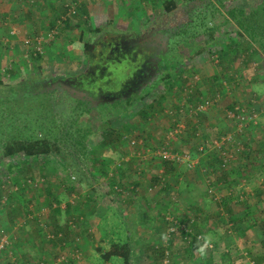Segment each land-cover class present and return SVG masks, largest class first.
I'll list each match as a JSON object with an SVG mask.
<instances>
[{"label": "rangeland", "instance_id": "obj_1", "mask_svg": "<svg viewBox=\"0 0 264 264\" xmlns=\"http://www.w3.org/2000/svg\"><path fill=\"white\" fill-rule=\"evenodd\" d=\"M174 1L178 3L177 13L165 14L161 4L155 5L153 7L154 10L148 9L145 13L139 15L141 7L130 9L135 0H107V12L101 13V18L98 15L99 24L101 25L103 34H108L107 36L109 37L111 35L116 37V35L119 36L121 33L130 35L133 33L131 30L134 27H138V33L140 36H144L151 33L152 29L158 26L164 30L161 31L165 35V37H161L163 42L161 46L162 50L165 49L162 51L163 54H161H167V60H174L171 49L174 51L175 47L173 45L176 43L178 50L174 54L181 55L178 56L180 61L186 59L183 62L185 68L183 75L187 77L190 85H195L197 97L199 101L203 102L205 113L207 115L211 114L213 116L212 119L215 121L220 120V123L223 119L226 120L225 124L219 126L218 129L214 126L207 128L210 131L208 138L213 137L217 131L227 133L221 140L216 142L213 140L210 149L214 151V155L218 153V150H224V146L227 147L230 141H235L236 144L231 148L229 158L235 155L238 157L236 161L229 162V164L233 167V171L236 170L235 172H237L238 170L237 174L239 176L234 177L232 173V178L227 179L225 183L223 182V186L220 183L221 180H219L221 172L211 173L208 170L209 173L207 172V175L205 173L201 174V172L199 175L196 174L199 181L202 180L206 183L207 190L204 192L207 194L205 193L204 197L198 198V193L185 192L187 189L193 191L195 187H188L184 190L183 197L185 198V204L194 203V206L189 204L193 207V210L189 211L192 218H190L191 221H187L186 218L182 219V223L185 225L183 229H185L184 232L186 233L177 229L169 245L167 232L172 227V223L168 219L175 218L174 220L177 219V223L178 219L181 216H187L188 212L182 211L183 207L177 208L176 206L177 200L181 198H178L175 195L176 192L171 190L173 184L171 182V175L163 177L161 174L155 173L160 166H163V163H161L162 160L160 158L152 156L158 153L157 150L153 151L151 148L153 146L159 148L158 150L160 151L165 148L164 150L168 153L176 154L175 152H171V141L173 140L171 136H168L171 125V93L160 102L154 111L145 110L147 116L145 118H140L138 114L139 111H143L140 109L141 103L139 102L134 103L130 107H126L122 103L116 107L111 105L112 99H114L111 96V98H103V102L96 101L85 105L81 102L82 99H78V95H72L69 91L58 86L52 90L53 92L49 97V106H45L43 110L40 109L41 112L39 113L36 112L35 103L31 102V100L30 104L27 100L24 102L22 100H15L10 95L11 88L17 92V95L23 93L24 97V92L28 93L27 90H29L25 83L29 84L30 82L39 81L36 86L37 88L42 82L50 79H67L77 76L86 67L82 42L79 38L81 36H78L79 33H73V30L72 32L62 33L60 28L55 25L50 28L49 22L52 19L49 18V15H46L47 20L44 25L47 26H41L34 33L25 34L23 43L15 42L14 49H10L11 55L15 59L8 60L5 58V61L0 64V75H4V77L0 76V84L4 83V85H0V239L3 240V247L0 249V264H20L22 262L23 264H70L71 261L67 257L72 258L75 264H79L83 259L82 253L86 251L83 263L98 264L95 260L97 258L95 252H93L94 256L92 259L87 255L90 250L89 246L94 248L97 241L96 244L98 243L101 248L106 250L109 248L110 241L117 239L124 240L125 238L130 241L133 247L131 257L133 264H147V260L144 259L141 250H148L149 247L166 250V256L169 255V257H166L168 260L163 261L161 264H230L231 262L232 264H248L251 261L249 255L254 258L257 255H264V236L260 232L261 229L257 227L260 224L259 221L264 219V165L262 164L261 156V149L264 145V96L261 95L262 93L256 94L253 91L258 90L260 92L264 90V86L263 88L262 86L260 87L263 82L262 80L253 84L248 79L251 76L253 77V64L256 61H260L262 55L255 56L252 53L255 49L248 48V52L239 53L240 55L235 57V60H233L234 57L232 55L228 54L227 57H224L220 61L219 54L216 53L223 49L226 50L227 55L229 51H227L226 44L231 39H240L236 25L231 20L228 21L227 11L233 8H241L244 10L245 15H248L251 10L257 11L258 16L255 20L259 24H263L264 20L259 7L261 0L200 1V3L208 7V11L214 7L212 12H207L208 14L213 13V15L209 16L206 14L204 20L202 17H198L199 20L197 19L196 23L201 22L202 26L198 27V32L193 36H190L188 28H182L183 23H185V21L182 22L183 16H185L184 10H187L190 6L187 4L189 3L188 0ZM68 2L70 0H65L64 3ZM117 11L119 14H116ZM134 11H138V15H134ZM92 21V28L98 25L96 17L92 16ZM162 23L163 25H161ZM164 26L168 29H164ZM211 27L215 30L213 34L216 40L209 48L213 51H207L204 48L207 42L206 37L208 36L205 32L206 29H211ZM51 30L54 33L57 31V35L51 41L44 43L43 41L46 40V35L44 34L51 32ZM177 33L181 34L182 38L175 36L171 41V36ZM20 34L22 35V32ZM90 35V33H85L82 39L85 40ZM36 39H39L42 44L38 45ZM96 40V36H94L91 42H95ZM37 47H40V51L36 49ZM197 48L202 49L201 51H204V53L197 56ZM214 50L217 51L214 52ZM35 51L40 53V59L37 62L31 59ZM249 58L250 60L247 61ZM188 59L195 62L193 69L191 64L187 62L190 61ZM7 70H11L9 75ZM191 70L194 74L192 77H188L187 74ZM14 71L15 76L13 77L12 73ZM237 71L243 80L239 82L236 92L230 91L232 89V86L230 87L231 83L226 81L220 89L214 90L212 93L209 92V89L205 88L206 84L204 80L208 79L206 76L210 77L213 74L219 79L225 75H231L233 76L232 79H235L237 77L233 75V72L238 73ZM257 71L259 73H256V75L263 76L264 69ZM152 77L154 78V76ZM259 78L261 77L259 76ZM216 87H219V85H216ZM158 88L160 91L163 90V88ZM156 90L154 91L156 92ZM231 92L233 97L239 99L237 102L242 104L241 107L235 110L237 114L233 118L226 116L232 110L223 105L224 98H227ZM149 100L144 99L143 105H148ZM41 103L44 104L43 102ZM194 110L196 108H193L188 113L193 115ZM38 114H41V116L39 117ZM184 116L183 114L179 115L180 120H183ZM35 118L41 119L48 126L52 121L54 122V124H51V127L54 126V135L52 137L56 138L60 153H52L46 162L44 160L23 158L21 155L11 159L3 157L1 145L5 133L11 130L15 131V129L20 130V133L23 134L19 136L24 138L29 133V130L25 129L26 125L29 126L30 122L34 121ZM249 125L250 127H258L257 131L253 127H251L252 129L249 128ZM4 127L5 131H3ZM109 127L118 132H122L123 128L126 127L129 131L125 133V136L131 141L137 134L141 135L143 140L147 139L145 137L149 135L150 138L152 137V143L148 148L136 146L137 143H135L129 150L122 144L109 145L107 140V133L110 131ZM243 127H245L244 130H242ZM67 133L71 135L67 136ZM235 134H239L238 139L232 138ZM70 139L72 140L69 141ZM75 140L81 142L82 146L76 145ZM157 141H160V144ZM241 144L244 148L246 146L249 148L246 156L239 152L242 148ZM124 148L127 151L126 154L123 152ZM137 155L143 156L138 160L135 158ZM146 158L148 159L146 160ZM186 160L183 163L178 162L177 164L173 162V164L183 169H186L189 165H191L190 167L195 166L194 160H192L193 164L190 162L189 157ZM62 162L68 165L71 172L73 164L79 170L77 174H72L75 180L71 184H67L63 180L64 174L59 170V164ZM126 162L135 168H132L131 170L133 171L130 170V174L124 178L121 176V171L117 169ZM43 163L44 166L42 165ZM148 164L149 166L152 165L153 169ZM102 166L108 167V173L113 177L111 184L106 183L107 179L105 177H97L95 175L97 171H100V167ZM138 166L144 169L149 167V170L148 172L137 174L136 167ZM9 167L12 168L13 172L15 169L20 168V175L18 177L20 180L17 184L12 181L9 175ZM41 167L42 169H40ZM10 172L12 173V171ZM45 174L48 175L47 181L50 189L57 194L56 199L61 204V208L66 203H70L72 207V215L69 217V221H72L75 225L74 234L77 239L74 240L73 238L75 237L69 236L71 240L73 239V242L71 241V249L67 250L68 254L62 252L61 247L55 241H50L52 238L46 236L47 234H45L44 229L42 231L39 228L42 227V222L50 219L48 211L50 205L45 206L48 201L46 196L27 187L30 185L29 180L31 175L32 180L36 183L42 181ZM158 176H160V181H156L157 184L153 188L151 187L153 190L152 192H148L150 195L143 197L144 201L142 204L144 205L141 204L142 206L135 207L136 202L140 203V200L133 196L127 197V194L122 195V189H126L127 187L122 188L118 185L120 181L123 185H132L135 182L147 185L151 183L150 180ZM77 180L79 181L78 184ZM208 180L211 181V185L208 183ZM218 183L224 188L229 189L228 193L232 192L242 199L250 200L249 206L241 205V202H239L233 208H229L240 219L241 223L237 224L238 230H234L233 227L228 225L225 226L227 230L223 227H220L219 230L214 228L220 226H215L214 224L216 217H218L216 212L218 200H215L220 195V193L216 192ZM165 184L167 187L162 193L159 189L160 187L165 188ZM41 185H46L44 178ZM72 187L75 191L69 193L68 188ZM33 196H36V198L31 201L30 199ZM250 196L252 197L249 198ZM19 201H22L25 207L21 210V217L12 223L11 215H6V212L12 208L15 209L14 202ZM195 202L201 206L204 204L206 206L198 208L195 206ZM206 211L212 213L213 217L212 219H208V221L205 217ZM141 215L144 216L142 221L145 222L140 221ZM34 217L37 221L41 220L40 226L37 222H34ZM151 218L154 220L151 221ZM254 219L259 222L256 226L251 225ZM206 225L212 228L208 232L213 238V246L205 258H201L196 253H193V256L184 244L185 239L188 238L185 234H190V230L191 233H196V231L201 227L204 228ZM188 227L190 228L189 231L187 230ZM162 234L166 236V239H161ZM99 235L105 236V238L103 237V240H101ZM34 238L39 241H33ZM90 238H92L91 242H89ZM81 241H88L90 245L84 242L86 245L82 246L84 243H81ZM239 252L245 256L246 260L240 257ZM110 264L119 263L116 260ZM249 264L252 263L249 262ZM259 264H264V261L259 262Z\"/></svg>", "mask_w": 264, "mask_h": 264}, {"label": "trees", "instance_id": "obj_2", "mask_svg": "<svg viewBox=\"0 0 264 264\" xmlns=\"http://www.w3.org/2000/svg\"><path fill=\"white\" fill-rule=\"evenodd\" d=\"M202 0H188L190 5L187 10H184L185 16H183V23L182 28H188L190 32V36L196 35L195 33L198 32L199 26H202L201 22L196 23V20L202 17L203 20L205 18V15L208 14L207 12H212L213 9H210L208 11V7L202 3ZM219 1V0H218ZM177 2L174 0H162V9L165 14L169 13H177ZM260 10L262 12V17L264 20V0H261V5L259 6ZM62 10L56 15L52 23L49 25V27H53L54 25L58 28H60V31L63 32H72V30L80 28L78 26H83L80 31H78V36L80 35V41L82 42V49H83V55L86 60V67L84 71H82L77 76L71 77V78H61V79H50L47 81L42 82L39 87L36 88L38 82H30L29 84H26V87L29 89L27 92H24L20 95H17V92L10 89V95L15 100L19 101H26L29 103L31 102L35 103L36 112H41L45 108V106H49V97L52 90L56 89L57 86L61 87L64 90L69 91L72 95H78V99H82V103L87 105V103L92 102H103V98H114L111 102V105L118 106L121 103L124 104L126 107L132 106L134 103L139 102L141 103L140 109L143 111H139L140 118H145L146 112L145 110H151L154 111L156 107L159 106L160 102H162L167 95L171 93V125L169 127V131L171 128L176 127L177 125H183V129L179 134H176V138L179 137L183 142H186V144L189 141H196L195 142V151L192 152V157L195 156L198 158L201 157L206 160V166H205V172L207 173L208 170L211 171V173L221 172L219 176V180H221V184L226 182L227 179L232 178V173L235 176H239L237 172L233 171V167H231V164L229 162L236 161L237 155L234 157L229 158L231 153V148L235 146V141H230V144H227V147L224 145V150L220 151L218 150V153L213 155V152H209L208 154H205V151L207 149H210L212 146V140L219 141L221 138L225 137L227 135L224 131H218L216 132L213 137H208V134L206 135L205 129L202 128V120L205 118V110L204 111H197L191 113H188L193 108H196L197 105L200 103L195 85H190L188 83L189 80H187V77L184 74L185 68L183 61L179 60L178 56L174 52L178 50V46L176 47V43L173 45L175 47L174 51L171 49V54L174 57V60H167V54L162 55V46L163 44L161 37H165L164 34L161 33V31H164L163 29L159 28L158 26L156 28H153L151 33H148L147 35L140 36L138 33V30H132V34L125 35L124 33H121L119 36L116 35L111 37L103 34V30L101 29V26H96L94 28H89V21L88 17H83L82 15H79L77 11L70 13L67 11L65 6H62ZM209 16L213 15L208 14ZM228 21H232L238 30V37L241 39L233 40L231 39L229 43L226 44V48H228L227 51H229L226 55V50H214L217 51L216 53L219 54L220 61L223 60L224 57H227L228 54L232 55L235 60V57H238L241 52H248L249 49H255L253 51V55H262V62L259 65L261 66V69H264V23L259 24L258 21L255 20V18L258 16L257 11L251 10L249 11L248 15L244 14V10L239 8H233L229 9L227 11ZM227 22V21H226ZM264 22V21H263ZM163 25V23L161 24ZM159 25V26H161ZM171 25V22H170ZM190 27V28H189ZM181 28V27H180ZM164 29H168L164 26ZM55 30V29H53ZM52 31V30H51ZM214 28L211 27L206 29L207 33V42L206 46L204 47L207 49V51H213L210 50V45L214 43L216 38H214ZM85 33H90L91 39L96 36V41L91 42L90 36L83 40V36ZM178 34V35H177ZM171 36V41L174 39L175 36H180L182 38V35L177 33ZM105 36V37H104ZM57 37V36H56ZM182 40V39H181ZM187 40V38H186ZM245 43H244V42ZM243 42V43H242ZM172 47V44H171ZM185 47V45H184ZM255 47V48H254ZM196 48V47H195ZM194 48V49H195ZM197 56L200 54H203L204 51H201L202 49L197 48ZM258 52V54H257ZM162 53V54H161ZM32 54V53H31ZM33 57L31 59L34 62H37L40 59V53L34 52L32 54ZM250 57H252L251 54H249ZM202 56V55H201ZM176 58V59H175ZM202 58V57H201ZM228 59V58H227ZM190 60V59H188ZM250 60L247 59V61ZM189 64H191L192 69L194 68V61L190 60L187 61ZM190 67V68H191ZM11 70H7L8 75ZM194 72L191 70L188 72V77H192ZM13 77L15 76V71L12 73ZM1 77H4V75H0ZM154 76V78L152 77ZM185 76V77H184ZM230 76V77H229ZM11 77V78H13ZM231 75H225L223 78H219V85L222 87L226 82H230L232 80ZM264 78V73L262 76V79ZM46 80V79H45ZM60 84V85H59ZM0 85H4V83H1ZM163 88L162 91L158 88ZM165 88V89H164ZM157 89V90H156ZM156 90V92L154 91ZM159 90V91H158ZM189 90V91H188ZM16 97V98H15ZM38 99V102H37ZM144 99H150L148 105H143ZM195 101V102H194ZM43 102L44 104H42ZM109 102V101H107ZM216 103V102H215ZM30 104V103H29ZM233 107H229L231 109V113L234 114V116L237 114L235 110L238 108L236 107L235 110L232 109ZM39 110V111H38ZM185 115L183 120H180L179 115ZM39 117L41 114H38ZM27 124V123H26ZM51 124H54L52 121ZM51 124L48 126L45 122H43L39 118H35L34 121L30 122V125H26V130H29V133L24 137L21 138L19 135H22L23 133H20V130L13 131L11 130L8 133H5L3 143L1 145V151L2 156L5 158H14L18 155H21L23 158L27 159H36V160H44L46 162L47 158L51 156V154H59V148L56 143V138L52 137L54 135V126L51 127ZM29 127V128H27ZM134 128H136L134 126ZM24 129V130H25ZM245 127L242 128L244 130ZM23 130V128H22ZM108 134V144H122L125 145L126 149L129 150L131 146H134L135 143L136 146L148 148L150 147V144L152 143L151 138L149 135H147V139H142L143 137L139 134L135 136L133 140L127 139L125 136V133L129 131L126 127L123 128L122 132H118L117 130L110 129L109 127ZM3 131H5V127L3 128ZM220 132V133H219ZM242 132V131H241ZM167 133V132H166ZM114 134V135H113ZM218 134V136L216 135ZM70 133H67V136H70ZM113 135V136H111ZM166 135V134H165ZM216 135V136H215ZM220 135V136H219ZM239 134H235L233 139H238ZM206 136V137H205ZM174 137V138H175ZM141 138V139H140ZM215 138V139H214ZM209 139V141L207 140ZM70 139L69 141H71ZM76 141V145H79V147L82 146V143L78 140ZM137 141V142H136ZM237 141V140H236ZM133 142V143H132ZM239 143V142H238ZM132 144V145H131ZM225 144V143H222ZM240 144V143H239ZM242 148L240 149L241 154H244L245 156L249 152L248 146L244 148V146L241 144ZM247 148V149H246ZM159 148L153 147L151 150H157ZM262 151V164L264 165V145L261 149ZM123 152L126 154V150L124 148ZM189 153V150H187ZM234 152V151H233ZM187 153V154H188ZM224 153V154H222ZM181 154H186L184 151ZM189 155V154H188ZM191 157V155H189ZM155 157L160 158L162 160L161 162L164 165V168H170V165L173 164L171 160L167 162V160L161 159V157L155 155ZM43 161V162H44ZM172 162V163H171ZM134 163V162H133ZM226 163V165H225ZM47 164V163H46ZM44 166V163L42 164ZM117 170L121 171V176L126 178L127 174L129 172L125 173V169L123 168H134V166H131L130 163H123L121 166H119ZM76 165L73 164L72 166V172L69 170L68 165L64 164V162L59 164V170L64 174L63 180L67 182V184H71L74 178V174L79 171L78 168H76ZM9 175L14 183L17 184V182L20 180L18 177L20 175V168L15 169L13 172L12 168L9 167ZM42 169V167L40 168ZM172 169V168H171ZM123 170V171H122ZM12 171V173L10 172ZM119 171V172H120ZM233 171V172H232ZM96 173V172H95ZM209 173V172H208ZM73 174V175H72ZM241 174V173H240ZM98 176H103L107 179L106 183L113 182V177L109 175L108 173V167L102 166L100 167V171H97ZM207 175V174H206ZM43 178L46 181V185H41L43 182ZM42 178V181L34 182L32 180V175L30 176V185L27 187L29 189H34L36 192H40L41 195L44 194L47 198V205H50L49 208V215L50 219L47 221L42 222L43 225L40 226L41 220H36L34 217V222H37L39 224V228L42 230L44 229L46 236L49 237V235L52 236V240L55 241L58 246L61 247V251L64 253H67V250L72 246L70 235L74 234V227L75 225L72 223V221H69V217H71V211L72 207L70 203H66L61 208V204L57 202L56 199V192L50 189V185L47 181L48 175L45 174ZM121 180V179H120ZM77 180V184H78ZM34 183V184H33ZM208 183L211 185V181L208 180ZM220 183L219 186H222ZM120 187L124 188L122 182L120 181L118 184ZM224 186V185H223ZM69 193L72 191L74 192L75 189L68 188ZM78 189V188H77ZM165 190H166V184H165ZM217 190H220L217 188ZM23 193V192H21ZM206 193V192H205ZM73 194V193H72ZM71 194V195H72ZM119 194V193H118ZM207 194V193H206ZM40 195V196H41ZM70 195V196H71ZM226 196V195H225ZM224 196V197H225ZM236 197V198H235ZM36 196H33L32 200H35ZM18 199V198H17ZM16 199V200H17ZM217 215L218 217H221V212H223L224 215H227L229 226L233 227L234 230H238L237 224L241 223L240 219L238 220L237 216L233 213V211H230L229 204L230 201L233 200L232 204L235 206L241 202V205H248L250 200L242 199L239 196L234 195L232 192L228 194L225 199L221 196L217 199ZM50 203V204H49ZM55 205V206H53ZM10 206V205H8ZM15 209L12 208L11 210H8L6 212V215H11V221L12 223L16 222L17 218L21 217V210H23L25 207V204L22 201L14 202ZM13 214H12V213ZM226 213V214H225ZM235 216V217H233ZM67 218V219H66ZM183 217H180L178 219V222L182 224ZM222 219V217H221ZM177 220V219H176ZM216 222V221H215ZM260 224L259 227L261 230L260 232L264 236V219L259 221ZM258 220L254 219L253 223L251 225H257L259 223ZM216 226L220 225L225 228L227 224H222L218 218V222L214 223ZM216 228V227H214ZM204 228L201 227L196 233L185 234L187 235V239H185L184 244L186 245L187 249L189 250V253H192L191 255L194 256L193 253L197 254V245H198V237H201L204 234H208V232H205L203 234L202 230ZM40 230V231H41ZM43 231V230H42ZM42 232V233H44ZM78 232V231H77ZM81 235V233H79ZM174 236H168V243L170 245L171 239ZM73 238V237H72ZM103 240V236L101 238ZM33 241H39L38 239L34 238ZM32 241V242H33ZM69 241V242H68ZM92 241V238H90L89 242ZM73 242V241H72ZM97 242V241H96ZM94 245V252L96 253L97 258L95 259L98 264H110L112 261H118L119 264H133L132 263V246L129 240H120L117 239L115 241L109 242V248L104 249L101 248L100 245L97 243ZM86 245V244H85ZM84 245V246H85ZM156 248V247H154ZM152 247H149L147 250H141V254L144 256V259L147 260V264H161L163 261L165 262L168 260L169 255L166 256V250L156 248L154 249ZM210 252V249L208 250ZM68 254V253H67ZM85 254V255H84ZM240 257H243L245 259V256L241 252H239ZM81 256V254H80ZM224 256V255H223ZM86 257V252H83L82 258L84 259ZM69 261H71L70 264H75V261L67 257ZM78 259V258H77ZM82 259V261H83ZM165 259V260H164ZM249 259L252 264H259V262L264 261V255L262 256H256L255 258L251 255H249ZM246 260V259H245ZM82 261L79 262V264L82 263ZM248 262V264H249ZM256 262V263H255ZM25 263V262H24ZM20 264H23L20 263ZM210 264V263H209ZM223 264V263H222ZM227 264V263H226ZM232 264V262L230 263Z\"/></svg>", "mask_w": 264, "mask_h": 264}, {"label": "crops", "instance_id": "obj_3", "mask_svg": "<svg viewBox=\"0 0 264 264\" xmlns=\"http://www.w3.org/2000/svg\"><path fill=\"white\" fill-rule=\"evenodd\" d=\"M64 2H65V0H0V61H1L0 64H2L5 61L4 60L5 58L8 60H12V58L15 59V57L13 55H11L12 53L10 51L11 48L14 49L15 44H16L15 42H22L23 43V39H24L25 34H28L30 32L34 33L35 31L39 30L41 26H47V25H44L46 20H47V17H45L46 15H49L50 16L49 18L52 19L49 22V24H51L52 21L54 20V18L56 17V15L63 9L62 6H65L67 11L70 13L77 11V13L79 15H82L83 17H88L89 18L88 19L89 28L91 27L92 22H93L92 16H94V18L95 17L97 18V21H98L97 24L99 26H101L99 24L98 15L101 18V13H103L104 11L107 12V8H108L107 0H70V2H68V3H64ZM161 4H162V0H135V2L130 7V9L141 7V10L139 11V15H140L142 13H145V11H147L148 9L154 10L153 7L155 5H161ZM109 5H110V3H109ZM110 7H111V5H110ZM116 14H119L118 11ZM133 14L138 15V11H134ZM130 21H132V20H130ZM98 25H95L94 27H96ZM78 27H80V28L74 29L73 33L80 31L83 26H78ZM137 28L134 27L132 30H137ZM20 32H22V35L20 34ZM20 38H22V39H20ZM259 62L261 64L262 59L260 61H256L253 64L254 65V68H253L254 74H253V77L251 76V78H248V79L251 80V83H253V84L258 83L259 81L262 80L263 82L260 85V87L262 86V88H263L264 78L262 79V75H256V73H259L257 70H261V68H260L261 66L259 65ZM241 73L244 74L243 71H241ZM233 75H235L237 78L232 79L228 83H231L230 87L232 86V89H230V91L232 90L233 92H236V90H238L239 82H241L243 79L240 76L239 72L238 73L233 72ZM259 76L261 78H259ZM206 78H208L207 79L208 81L206 79L204 80L205 84H206L205 88L207 90L209 89L210 93L214 92V90L220 89L221 86L218 83L219 79L217 78V76L211 74L210 77L206 76ZM216 85H219V87H216ZM253 91L256 94L262 93L261 95L264 96L263 95L264 90H261L260 92L258 90L257 91L253 90ZM221 92L223 93V91H221ZM261 98H263V97H261ZM238 100H239L238 98L233 97V94L231 92L228 94L227 98H224L223 105H226L228 108L232 106L233 107L232 109L235 110L236 107L242 106V104H239V102H237ZM248 109H250V108L248 107ZM224 111H226V110H224ZM204 114L206 116L202 120V128L205 129V133H206V135L208 134V136H209V132H210L209 130H207L208 127L214 126V127H217V129H218L219 126H222L223 124H225V121H226L225 119H223L220 123V120L219 121L213 120L212 119L213 116L211 114L210 115H207V113H204ZM251 127H253L254 130L257 131L258 127H256V126H251ZM251 127L249 125V128H251ZM173 128H171V130ZM168 133H169V131H168ZM216 135H218V134H216ZM175 136L176 135L171 136V139L173 140V141H171L172 142L171 143V152H175L176 154L181 155V153H183L184 151L186 153H188L187 150H189L188 154L192 155V152L195 149L194 145H195L196 141L195 142L189 141L186 144V142H183L181 139H179V137L176 138ZM206 138H208V137H206ZM207 140L209 141V139H207ZM248 140H250V139L248 138ZM160 141H162V140H160ZM160 141H157V142L160 144ZM193 147H194V149H193ZM209 152H214V151L212 149H207L205 151V154H208ZM141 156H143V155H140V156L137 155V156H135V158H137L139 160L141 158ZM152 156L154 157L155 155H152ZM192 156H191V163H192V160H194V163H196V164L193 167H187L185 165L187 167L186 168L187 170L181 168L178 165H174V164L170 165V168H172V169L164 168V165L162 164L163 166L162 167L160 166V168L157 171H155V173L161 174L163 177H167V176L171 175V178H172L171 182L173 183L171 190H173L176 193H181L178 195L175 193V195L178 198L179 197L181 198V199L177 200L176 206H177V208L183 207L182 211L188 212L187 216H181L183 218H186L187 221H191L190 218H192V215L190 214L189 211L193 210V207L190 205H193L194 203L185 204V202H184L185 198L183 197L184 190L188 187L189 188L192 186L195 187V189H193V191H191L190 189H187L185 192L198 193L199 194L198 198L204 197L205 196L204 191L207 190L206 189V183H204L202 180L199 181V179H197L198 176L196 175V174L199 175L200 172H201V174L202 173L206 174V172H205V170H206L205 166L207 165L206 160L200 161V159H203L202 158L203 156L202 157L200 156L198 158L196 156L193 158ZM137 159H133V160H137ZM147 159L148 158H146V160ZM184 161H182L181 163H183ZM167 162H169V161H167ZM172 162L178 164V162H180V161L177 162V161L173 160ZM148 166H149V164H148ZM149 167H151L153 169L152 165ZM149 167L148 168L146 167L144 169L143 167L140 168V166H138V167H136L137 168L136 173L142 174L144 172H148ZM124 169H125V173L130 172V170H131V168H127V167L123 168V170ZM131 171H133V170H131ZM129 174H127V175H129ZM156 181H160V176L154 177V179L150 180L151 183L147 182V183H149L147 185L142 184V183H138V182H135L132 185H126L125 184L123 187H127V188L126 189L121 188L122 192H123L122 195L127 194V197H131V196L135 197L136 199L140 200V203L136 202L135 207L142 206V205H144V204H142L144 201L143 197H147L148 195H150L148 193V192H150V190H148V189L149 188L151 189V187L153 188L157 184ZM166 187H167V185H166ZM217 188L220 189V190L216 189V192L220 193L219 197L221 196L222 198L225 199V197L228 194H230V192L228 193L229 189H226L223 186L218 185ZM151 190H153V189H151ZM159 190H160V192L163 193V191H165V188L160 187ZM248 196H249V194H248ZM251 197L252 196H250L249 198H251ZM150 199L154 200L153 198H150ZM127 200H129V199H127ZM230 202L231 203L229 204V207L233 208L234 205L232 204V202H234V201L231 200ZM195 206L198 208H203L206 205L204 204L203 206H201L199 203L195 202ZM216 207H217V205H216ZM217 209H218V207H217ZM136 213H137V211H136ZM233 213L235 214L234 211H233ZM140 217H141L140 221L145 222V221H142V218H144V216L141 215ZM148 217H150V216H148ZM205 217H206L207 221H208V219L213 218L212 213H209L207 211L205 212ZM221 217H222V219H221ZM221 217H216L215 221L218 222V218H219V220H220V222H222V224H223V222H224V224H227V225H228V223H230L228 221L227 215H224L223 212H221ZM233 217H235V216H233ZM237 219L239 220V218H237ZM152 220H154V219L151 218V221ZM216 222H214V223H216ZM202 223L205 224L203 221H202ZM220 227H222V226L216 227V230H219ZM209 229H212V228L210 226L206 225L202 231L203 234L205 232H208ZM225 230H227V228ZM227 232H229V231H227ZM208 234H209V232H208ZM182 235H183V232H182ZM72 236L75 237V238H73L74 240L77 239L75 234H72ZM103 237L105 238V236H103ZM99 238L101 239L102 235ZM82 242L84 243L86 241H81V243ZM86 243H88V245H90V243L88 241ZM86 243L82 244V246H84ZM89 247H90V250L87 253V255L89 257H91V259H92L94 256V253H93L94 248H92V246H89ZM82 256H83V253H82ZM81 264H84L83 261ZM86 264H91V263L89 262Z\"/></svg>", "mask_w": 264, "mask_h": 264}, {"label": "built area", "instance_id": "obj_4", "mask_svg": "<svg viewBox=\"0 0 264 264\" xmlns=\"http://www.w3.org/2000/svg\"><path fill=\"white\" fill-rule=\"evenodd\" d=\"M44 35H46V40H44L43 42L44 43H46V42H48V41H51L54 37H55V35H56V32L54 33V32H49V33H47V34H44ZM47 35H48V39H47ZM41 36H43V35H41ZM37 38V37H36ZM41 39H42V37H41ZM36 41H37V43H38V45H41L42 44V42H40L39 41V39H36ZM37 50H39L40 51V47H37L36 48ZM205 101V100H204ZM203 102L202 101H200V103L197 105V107H196V110H194L195 112H199V111H204V105L202 104ZM205 103H207V102H205ZM210 103V102H209ZM208 104V103H207ZM227 117H229V118H233V116H234V114L233 113H231V112H228L227 113V115H226ZM183 129V125H177L176 127H174L172 130H170L169 131V133H168V136L170 137V136H173V135H176V134H179L180 132H181V130ZM133 143V142H132ZM165 148H163V149H161L162 151H160V150H158L157 149V156H159V157H161L162 159H165V160H171V161H180V162H182V161H184V160H186L188 157H189V160H190V162H191V158H190V156L186 153V154H170V153H168L166 150H164ZM188 160V161H189ZM187 161V160H186ZM191 165H189V167H190ZM169 220V222L170 223H172V227L171 228H169V232H167V234H168V236H173L174 235V233L175 232H177L176 230L177 229H180L181 231H183L184 232V230L185 229H183V226H185V225H183V224H180V225H178L179 224V222L177 221V223H176V220H174L173 218H169L168 219ZM187 230L189 231V229L187 228ZM186 230V231H187ZM184 233H186V232H184ZM0 249L3 247V244H2V242H3V240H1L0 239Z\"/></svg>", "mask_w": 264, "mask_h": 264}, {"label": "clouds", "instance_id": "obj_5", "mask_svg": "<svg viewBox=\"0 0 264 264\" xmlns=\"http://www.w3.org/2000/svg\"><path fill=\"white\" fill-rule=\"evenodd\" d=\"M57 33L58 32L56 31V35H57ZM35 52H38V51H35ZM167 161H169V160H167ZM148 190H150V192H152V190L150 188ZM182 224H184V223H182ZM188 229L190 230L189 227H188ZM190 232H191V230L189 231V233ZM49 238H52V236L49 235ZM161 239H166V236L164 234H162ZM212 240H213V238L211 237L210 234H204L201 237H198V245H197L196 251H197V254L201 258H205L207 256L208 250L213 246Z\"/></svg>", "mask_w": 264, "mask_h": 264}]
</instances>
